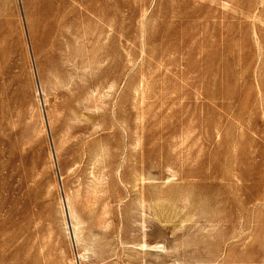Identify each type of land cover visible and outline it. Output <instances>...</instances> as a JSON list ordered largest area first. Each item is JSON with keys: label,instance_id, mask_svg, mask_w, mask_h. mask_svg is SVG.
Here are the masks:
<instances>
[{"label": "rangeland", "instance_id": "rangeland-1", "mask_svg": "<svg viewBox=\"0 0 264 264\" xmlns=\"http://www.w3.org/2000/svg\"><path fill=\"white\" fill-rule=\"evenodd\" d=\"M263 1L0 0V264H264Z\"/></svg>", "mask_w": 264, "mask_h": 264}, {"label": "bare ground", "instance_id": "bare-ground-1", "mask_svg": "<svg viewBox=\"0 0 264 264\" xmlns=\"http://www.w3.org/2000/svg\"><path fill=\"white\" fill-rule=\"evenodd\" d=\"M263 2H264V1H263ZM173 175H174V174H173ZM173 175H172V176H173ZM143 179H144V178H143ZM145 179H146V178H145ZM179 190H180V189H179ZM181 191H182V190H181ZM180 193H182V192H180ZM142 194H143V193H142ZM142 197H143V195H142ZM142 197H141V198H142ZM141 198H139V199L144 201L145 198H143V199H141ZM187 199H188V198H187ZM145 200H146V199H145ZM140 205H141V204H140ZM143 205H144V204H143ZM146 208H147V207H146ZM72 215H73V213H72ZM73 216H74V215H73ZM144 230H145V229H144ZM142 231H143V230H142ZM143 239H144V238H143ZM143 244H144V243H143ZM156 246L158 247V245H156ZM146 247H148V246L145 244V245H144V248H146ZM154 247H155V246H154ZM157 247H155V248L152 247L150 250L153 251V250L157 249ZM145 250H146V249H145Z\"/></svg>", "mask_w": 264, "mask_h": 264}, {"label": "water", "instance_id": "water-1", "mask_svg": "<svg viewBox=\"0 0 264 264\" xmlns=\"http://www.w3.org/2000/svg\"><path fill=\"white\" fill-rule=\"evenodd\" d=\"M60 186H61V189H62V184H61V182H60Z\"/></svg>", "mask_w": 264, "mask_h": 264}]
</instances>
